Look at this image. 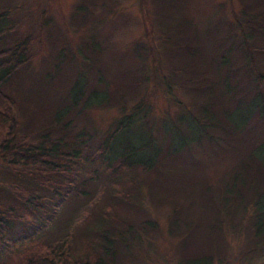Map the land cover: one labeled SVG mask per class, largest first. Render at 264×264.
I'll return each instance as SVG.
<instances>
[{"label":"rangeland","instance_id":"1","mask_svg":"<svg viewBox=\"0 0 264 264\" xmlns=\"http://www.w3.org/2000/svg\"><path fill=\"white\" fill-rule=\"evenodd\" d=\"M254 5L264 9V0H0V12L5 10V16L0 18V46L5 48L9 37L17 42L29 40L33 60L28 74L18 80L17 92L20 98L27 96L29 99L27 110L39 108L35 110L36 115L41 108L52 107L50 114L48 112L43 117L48 123L53 122L56 111L70 102V89L78 73L74 66L69 67L70 61L65 55L74 54L86 46L97 47L101 51L97 65L90 72L89 69L85 70V76L89 78L86 95L92 91L101 92L102 82L100 85L96 80V71L99 72L98 75L107 84L106 91L114 96L112 101L115 104L122 103L126 113L140 106L133 116L137 123L130 128L129 138H133L134 134L138 136L137 140L151 138L165 153L171 136L188 135L187 126L197 115L198 104L195 103L204 99L201 95L202 100L198 98L196 91L188 87L184 79L191 77L188 84L203 87L199 91L202 94L210 93L217 106L232 108L226 85L236 83L233 78L235 74L225 72L215 62L226 47L225 44L223 47L216 46L215 41L227 32L236 30L229 25L233 21V13L239 15L247 8L252 12L254 9L251 6ZM162 9L168 10V18L157 17L156 12ZM148 14L153 19L150 34L146 31L149 26ZM77 20L78 23L73 26L71 23ZM165 31L173 35L172 42L163 43L158 39ZM181 32L196 40L189 50L193 51L191 56L186 49H183L184 53L168 50L173 43H181L176 36ZM142 52L149 54L143 55L144 62L140 64L136 53L142 55ZM239 65L236 66L237 74L241 72ZM136 67L137 71L130 73ZM259 68L264 71V65ZM197 69L198 74L192 72ZM116 79L131 82L130 90L123 84L117 85ZM98 98H102V94ZM141 100L144 102L141 103ZM68 110L64 118L53 126L51 137L66 141L70 147L76 142L82 145L83 154L86 155H82L84 167L79 173L83 178L74 176V181H71V175L64 181H71L73 186L77 183V187L89 182L90 186L83 187L87 196L78 198L74 193L60 189V193L69 195L63 196L65 203H58L49 193L43 194L46 203L41 204L42 210L55 206L57 217H52L53 220L45 224L46 228H42L48 230L50 241L58 242L56 246L59 248L54 253L56 264H87L91 263L90 257L81 251L87 245L93 249L99 246V242L95 246V242L90 241V235H87L97 230L105 213L114 207L118 190L114 188L109 175L106 174L107 180L104 178L102 171L97 173L99 178L92 181L94 178L89 177L92 170L85 161L102 144L109 126L123 113L120 107L112 104L105 108L88 105L83 111L70 106ZM22 112L24 115L32 114L29 125H25L27 130H42L30 126L37 121L33 111ZM251 120L249 125H254ZM212 131L217 140L215 142L212 138V151H203L199 144L189 149L182 148L183 155H188L186 160L192 165L184 177V187L168 192L163 202L145 203L148 218L155 221L157 227L150 235H142L131 244L130 254L124 255L122 252L120 262L112 264H264V252L252 249V241L248 238V235L253 236L252 228L249 229L254 212L251 203L242 199L237 202L228 200L225 206L227 213L220 210L219 202L225 192L223 186L239 156L234 151V155L229 152L232 156L224 152V142L217 138L222 136L219 124ZM124 138L118 141L115 151L119 152L124 147ZM202 139L206 141V137L202 136ZM132 175L139 178L138 182L142 184L139 191L144 193L146 185L142 177L137 171H133ZM18 182L24 186L27 179ZM206 192L213 194V203H204L201 195ZM246 204L248 208L245 210ZM173 219H177V228L173 227L170 233L168 224ZM22 227L20 222L13 223L17 237L24 236L23 239H26L28 235L27 232L23 234ZM25 228L29 233L38 235L41 231ZM182 239L190 247L196 248L198 255L177 253V242ZM203 241L211 245H203ZM178 251L181 252L180 248ZM3 252L0 249V253ZM208 255L215 260L210 262ZM220 257L223 262H218Z\"/></svg>","mask_w":264,"mask_h":264},{"label":"trees","instance_id":"2","mask_svg":"<svg viewBox=\"0 0 264 264\" xmlns=\"http://www.w3.org/2000/svg\"><path fill=\"white\" fill-rule=\"evenodd\" d=\"M156 3L161 4L160 1ZM251 7L254 9L252 12H249L247 8L239 15L233 13V21L229 25L231 29L236 28L237 31L227 32L224 37L215 41L216 46L223 47V44L226 46L215 62L225 72H233L232 75H236L233 76L236 83L229 82L226 85L229 93L228 101L232 104V108L217 106L210 93L202 94L199 91V88L204 89L203 87L198 85L196 88L188 84L191 77L184 79V83L196 91L198 98L202 100L204 97V99L195 103L198 104L197 115L192 117L191 124L187 126L188 135L171 136L170 142L166 144L167 152L165 153L151 138L143 137L144 140H137L136 134L133 138H129L130 128L137 123L133 116L140 110V106H136L133 112L126 113L122 103L115 104L112 101L114 96L106 91L107 84L103 77L98 75L99 72L96 71V80L100 85L102 82L101 92L92 91L86 95L89 78L85 76V70L89 69L90 72L97 65L100 49L86 46L81 48V51L77 50V53L65 55L70 61L69 67L74 66L78 73L70 89V102L60 111H56L53 122L48 123V120L46 121L43 117L48 112L50 114L52 107L42 105L43 108L36 115L35 110L39 108L31 107L27 110L29 99L26 98L27 96L20 98L17 92V82L28 74L29 65L33 60L30 55L29 40L21 39V42H17L11 37L6 39V47L0 46V249L4 251L0 253V264H56L54 253L59 248L56 246L58 242L50 241L48 230L44 231L43 228H46L45 224L57 217L55 213L57 208L52 206L51 209L42 210L41 204L46 203L43 194L49 193L58 203H65L63 196L69 195L60 193V189L67 193H74L73 195L77 198L86 197L87 191L83 187L90 186V183L86 182L79 187L77 183L74 186L71 185L74 176L82 177L79 173L84 167L82 155H86L83 154L82 145L76 142L70 147L66 141L53 139L51 133L58 120L64 118L69 112L70 106L83 111L88 105L105 108L112 104V106L120 107L123 114L109 126L102 144L97 146L94 153L85 161L92 170L89 174V177L94 178L92 181L97 180L99 178L97 173L102 171L104 178L106 179V174L109 175L114 182V188L118 190L113 201L114 207L105 213L104 220L100 222L97 230L87 235H90V241L95 242V246L99 242L97 249L87 245L81 251L90 257L91 263L87 264L120 262L122 252L124 255L130 254L131 244L142 235H150L153 232L157 224L148 218L149 213L145 203L163 202L168 192L177 191L178 187L184 185V177L187 172L189 173L192 165L186 160L188 155H183L182 148L189 149L199 144L203 151H212L214 148L211 144L212 138L213 141H217L212 135L216 124H219L222 131V136L217 138L224 142L222 146L224 152L230 154L229 152L234 151L235 155L239 156L223 186L225 192L219 202L220 210L227 213L225 206L228 200L237 202L242 199L243 202L251 203L254 212L249 229L252 228L253 236L248 235V238L252 241V249L264 252V71L259 68L260 65H264L262 60L264 58V9L258 8L257 5ZM3 12L5 10L0 12V18L5 16ZM156 15L165 19L170 16L168 10L163 9L157 11ZM84 18L86 19L87 16ZM77 23L78 20L71 24L75 26ZM148 24L146 31L150 34L153 19L149 14ZM168 33L169 31L163 32L158 39L163 43L172 42L173 35ZM176 36L181 43L179 45L173 43L168 50H180L184 53L183 49L189 51L196 41L184 32ZM195 48L197 49V46ZM192 52L189 51L190 56ZM145 54L149 53L142 52V55L136 53L137 62L143 63ZM258 59L261 61L259 62ZM60 60L64 59L60 58ZM238 64L241 71L239 74L236 73ZM137 69V67L131 69L130 73L136 72ZM197 71L199 72L198 69L192 70L193 73ZM130 75L133 76V74ZM116 80L117 85L123 84L127 90H130L131 82L124 83L123 79ZM99 94H102V98H98ZM83 97L87 98L83 101ZM143 102L141 100V103ZM22 111H33L37 121L30 126L39 127L42 130H31V132L27 130L26 126L29 125V117L32 114L24 115ZM250 120L254 125H249ZM243 134L247 138H244ZM124 136V147L122 146L119 152L115 151L118 141ZM202 136L206 137V141L202 139ZM224 152L219 153L224 154ZM113 154L115 157L112 158ZM133 171H137L140 174L139 177H142L146 185L144 193L139 191L142 184L138 182L139 178L132 175ZM24 178L27 179V183L23 186L18 181ZM66 178H70L71 181L65 182ZM260 188L263 189L260 190ZM201 197L205 204L214 201L212 193H202ZM248 204L245 205V210ZM229 215L232 213L229 212ZM19 222L23 225V234L27 232L26 239H23L24 236L17 237L16 230L13 228V223ZM176 222L177 219H173L168 224L171 228L170 233L173 227L177 228ZM25 227H30L32 231L35 229H41V231L39 235L33 234L29 233ZM242 227L244 228L243 225ZM242 227L240 226V229ZM221 232L224 233L223 230ZM207 243L203 241V245H211ZM179 248L181 252L178 251ZM177 253L198 255L197 249L190 247L184 239L177 242ZM208 257L210 262L215 260L209 255ZM202 259L205 260L206 257ZM218 262H223L222 257Z\"/></svg>","mask_w":264,"mask_h":264}]
</instances>
